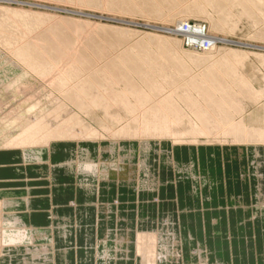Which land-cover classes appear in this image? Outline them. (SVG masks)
<instances>
[{
  "label": "bare ground",
  "instance_id": "bare-ground-1",
  "mask_svg": "<svg viewBox=\"0 0 264 264\" xmlns=\"http://www.w3.org/2000/svg\"><path fill=\"white\" fill-rule=\"evenodd\" d=\"M182 1L72 2L119 11L127 6L130 11L148 13L147 17L155 14V18L174 20L169 13H175ZM190 5L184 12L206 17L214 32L236 29L237 18L254 25L264 18V0H190ZM94 25L0 7V88L7 95H21V103L0 118V152L41 165L56 146L65 144L74 147L76 155L52 167L53 173L62 169L71 175L76 168L82 176L107 180L120 176V181L130 182L136 153L144 155L137 165L142 173L152 143L170 142L173 149L235 147L238 153L251 148L255 159L264 160V104L258 103L264 87L257 88L255 76L245 72L247 52L216 49L209 44L214 39L195 41L193 34L203 31L197 24L184 25L183 33L201 53L194 48L181 50L179 40L153 35L123 48L129 37L125 29ZM254 56L264 61V55ZM198 64H204L200 70ZM251 105L256 110L247 112ZM3 106L8 108L10 103ZM172 163L182 175L179 165ZM182 170L187 173L185 167ZM139 185L146 189L149 183L142 180ZM11 205L0 200V257L29 252L27 246L22 251L17 245L42 235L18 227L20 220L6 212Z\"/></svg>",
  "mask_w": 264,
  "mask_h": 264
},
{
  "label": "crops",
  "instance_id": "crops-1",
  "mask_svg": "<svg viewBox=\"0 0 264 264\" xmlns=\"http://www.w3.org/2000/svg\"><path fill=\"white\" fill-rule=\"evenodd\" d=\"M173 150L153 144L144 173L138 151L131 182L76 168L53 173L76 155L65 144L41 165L0 152V200L13 203L7 214L42 234L0 264H264V160L235 147Z\"/></svg>",
  "mask_w": 264,
  "mask_h": 264
},
{
  "label": "rangeland",
  "instance_id": "rangeland-1",
  "mask_svg": "<svg viewBox=\"0 0 264 264\" xmlns=\"http://www.w3.org/2000/svg\"><path fill=\"white\" fill-rule=\"evenodd\" d=\"M1 1L2 0H0V7L6 6V7L17 8V9L22 8L24 10H32V11L34 10L36 12L50 14L52 16H58V17H62V18L68 17V18L73 19V20L87 21L88 23L91 24V26L94 24H101V25H105V26L114 27L117 29H121V28L125 29L124 31L126 33L128 32L126 34V36H129V37H128V40L125 43V45L121 46L123 48L125 46L132 45L134 42L138 41L140 38L146 37V35H153V36H157V37L161 36V37H165V38H170L169 40H171V39L172 40H175V39L179 40L181 50H189V48H191V49L194 48L193 50H198L201 53L202 50L197 49V46L191 47V45H195V44L191 43V39H189V37L186 36L185 33H183V30L185 28L184 25H186V24H189L190 27L194 26L195 24L201 25V27L203 28L202 35L193 34V37L196 38L195 41L201 42V41H204L207 39H208L207 41H209V39H214V42L209 41V44H211V45L214 44L213 46H215L216 49L237 50V51L240 50V52H242V51L247 52L249 55H248L247 59L245 60L246 61L245 72L250 77L255 76V78H253L252 80H254L253 82L255 84L257 83L255 85L256 87L257 86H259L260 88L264 87V65H263L264 61H262L261 59L256 58L254 56V53L264 55V33H263L264 32V18H263L262 22L260 24H257V25H254L253 23L249 22V20L244 19V17L242 19L239 18V20L237 18L238 21L236 19H234V22H236V24H237L236 29H233L232 31H229L226 28H225L226 30L225 29H217L216 32H214L215 30L210 28L208 20L206 17H202V16L199 17L197 14L192 13V12H188V11H187L188 13L184 12L188 8V6L189 7L191 6L190 0L182 1L180 4L177 5V8H175V11H174L175 13H173V11H171L169 13L170 16L175 17L174 20L173 19L171 20V18H165V16H162V15L161 16L156 15V18H155V14H153V13H151V14H153L152 16L149 14V16H148L149 18H148L147 17L148 13L147 14H143V13L141 14V12H138L137 10H134V12L137 11L134 14L133 10H131V11L128 10L127 6H125V9L122 6L123 8L120 9L121 12L119 10H113V8H108L106 6L98 7V6L91 5V6L84 7V5H81V4L80 5L78 4L75 6L74 3L72 2L73 0H55V1L54 0H3L2 2ZM186 4H188V5H186ZM208 9L210 10V7ZM91 10H93V11H91ZM171 13H173V14H171ZM208 13L212 15L211 11H209ZM139 16H141V17H139ZM157 18H159V19H157ZM92 28H93V26H92ZM82 33H83L82 35H84V34H86V31H83ZM205 45H206V43H203V46H205ZM170 46H172L173 49L176 48L175 46L169 44L168 47H170ZM199 47H201V46H199ZM170 49H172V48H170ZM111 50L112 49H110V51ZM112 52H115V51L112 50ZM1 63H3V59H1V56H0V64ZM203 65L204 64H198L196 67V68H198L197 70H200ZM256 81H258V82H256ZM1 88H0V106L2 105V107H0V109L2 111H0V118H2V116L4 115V112L5 113L8 112L9 109H12V107H16L17 104L21 103L20 102V100H21L20 94L9 93L7 95V94H5V91L1 90ZM1 95H3V96H1ZM258 95L260 96L262 94L259 93ZM258 98H260L259 99L260 101L258 103H261V105L264 104V95H262ZM9 103H10V106L8 108L3 106V104H9ZM23 106H24V104L22 105V107ZM253 108L251 105V107H248L247 112L255 111L256 109H253ZM3 109H4V111H3ZM1 130H2V128H0V134L2 133ZM169 143L170 142H167V143L163 142L162 145H166L168 147V146H170ZM153 144L154 143H152V147H153ZM124 146H128V145L126 144ZM182 149L187 150V148H182ZM262 149H263V147L260 148V151ZM176 150H178V149L176 148L173 151H176ZM194 151L197 152L198 150H193V152ZM247 151L250 153V155L252 157H254L253 149L250 148V149H247ZM206 153L208 154L207 155V160H208V159H210V156H211L210 155L211 149ZM254 159H255V157H254ZM255 163L256 162L253 160L252 165L253 166L256 165ZM207 166H210V165H207ZM142 173H144V171H142ZM149 264H165V263H161V262L158 263V262L152 261V262H149Z\"/></svg>",
  "mask_w": 264,
  "mask_h": 264
}]
</instances>
